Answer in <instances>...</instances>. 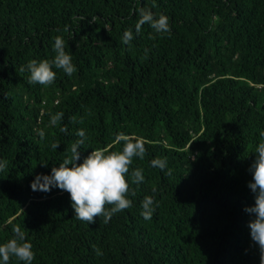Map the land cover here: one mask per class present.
Masks as SVG:
<instances>
[{
    "label": "trees",
    "instance_id": "16d2710c",
    "mask_svg": "<svg viewBox=\"0 0 264 264\" xmlns=\"http://www.w3.org/2000/svg\"><path fill=\"white\" fill-rule=\"evenodd\" d=\"M141 8L167 15L171 32L137 33ZM57 36L77 71L29 84L21 67L52 60ZM79 129L78 163L93 149L120 151L118 133L145 143L127 174L133 206L107 223L75 218L66 191L31 188L71 158ZM261 131L264 0H0V244L19 226L33 264H261L244 211ZM146 196L156 202L150 220Z\"/></svg>",
    "mask_w": 264,
    "mask_h": 264
},
{
    "label": "clouds",
    "instance_id": "9594fccd",
    "mask_svg": "<svg viewBox=\"0 0 264 264\" xmlns=\"http://www.w3.org/2000/svg\"><path fill=\"white\" fill-rule=\"evenodd\" d=\"M136 32L148 24L156 33H170L171 25L169 17L164 13L156 15L151 9L141 8ZM133 40V33L126 31L123 43L128 45ZM55 56L52 60L32 59L26 66L21 67V72L29 73L28 83L50 86L56 80V71L62 70L66 75L72 76L77 71L73 63L72 55L65 50L64 41L57 36L53 45ZM64 113L60 112L51 117V123L62 121ZM66 132L67 128L60 129ZM41 138L45 136L43 130H39ZM264 137V131L259 133ZM78 139L71 146V158L65 159L58 166L51 169L50 174H38L31 183L33 191L49 192L53 187L59 188L70 194L75 218L88 224L94 223L96 217L103 216L105 222L111 220L116 213L123 212L133 206L129 198V182L127 174L134 158L143 159L146 153L145 143L142 137H133L125 133H118L116 143L123 142L120 151L108 149H93L83 158L82 163L80 148L85 143L86 133L83 129L76 132ZM57 148V144L52 145ZM255 158L248 171L252 180L248 187L254 194V204L246 206L244 211L250 215L247 227L251 241L257 245L261 253V264H264V140L255 146ZM4 162L0 161V169ZM153 168L161 171L167 169V161L163 158H154L151 161ZM132 182L139 185L144 182L145 176L141 168H133L131 171ZM105 205H111L107 209ZM141 215L145 220L152 219L156 202L153 197L146 196L141 202ZM14 236L7 242L0 244V264H10L12 258H16L22 264H33L35 253L31 242L27 240L25 232L19 226L13 229ZM97 254L100 253L97 250Z\"/></svg>",
    "mask_w": 264,
    "mask_h": 264
}]
</instances>
